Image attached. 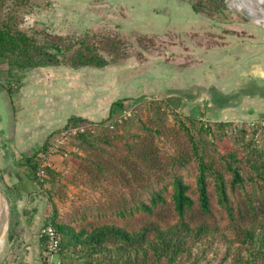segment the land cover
<instances>
[{
  "label": "rangeland",
  "instance_id": "1",
  "mask_svg": "<svg viewBox=\"0 0 264 264\" xmlns=\"http://www.w3.org/2000/svg\"><path fill=\"white\" fill-rule=\"evenodd\" d=\"M18 3L17 8L13 0H0V26L12 15L19 29L45 46L60 64L71 66L79 53L87 52L100 55L108 62L106 66L112 67L109 70L111 95H103L94 103L83 99L86 95L80 92V96L64 102L62 113L98 119L99 106L106 107L109 99L114 102L119 98L115 101H124L125 107L113 115L107 126L113 129L116 120L126 118L133 119L134 125L121 132L125 134L126 131L124 138H117L110 145L99 142L89 151L76 140L79 133L53 152L41 151L46 142L37 145L35 150L32 148L36 145H30L29 150L20 152L13 145H6L4 137L13 118L5 111L6 96L10 97L6 90L11 89L13 94L19 92L29 70H13L0 61V92L4 93L0 96L4 104V108L0 104V141L5 143L0 145V189L10 207L6 251L0 264H37L43 259L41 230L51 220L70 225L77 231L114 224L133 232L151 223L163 227L174 224L171 199L175 177H181L190 186V194L198 202L197 162L192 144L181 132L175 115L183 120L195 118L209 125L213 122L199 115L203 113L204 102L188 104L180 96L172 95L170 90L185 87L188 68L193 70L204 63L217 68L226 66L230 60L245 63L250 58L245 53L247 50H253L254 54L263 52L264 29L231 11L226 0H23ZM228 5L242 11L233 0H228ZM249 15L264 26L262 17ZM195 75L191 79L196 83L198 77L205 76L201 70ZM24 92L28 98H14L12 112L17 119V130L29 127L42 132L46 126L51 128L52 123L62 124L61 117L65 116L58 112L52 114L41 98H32L29 88ZM148 102L162 103L163 113L152 110L156 108L149 107ZM103 113L104 119H108V114ZM41 125H45L44 129ZM94 125L95 135H99L101 130L96 123ZM80 126L83 125L66 124L48 137L49 147L57 143L64 131ZM146 128L154 133L155 165L133 158L128 149L130 145H127L136 140L135 135L145 134L142 129ZM225 130L220 134L212 125L215 144L207 145L209 158L217 163L221 155L244 147V142L237 140L238 129L231 126ZM25 146L16 145L18 149ZM8 152L12 153V169L23 174L22 187L17 186L20 190L12 189V181L5 180L3 172L7 169ZM36 152H40V160L47 159L56 173L54 180L44 186L23 159ZM99 158L104 163L103 172L89 168L90 162L97 163ZM223 172L229 180L228 172L224 169ZM209 182L214 207L221 209L217 204L214 178L210 177ZM153 192H160L168 203L149 215L139 208L141 203L149 204ZM19 201L23 203L21 208ZM214 212L221 222L220 232L192 245L193 255L177 264H237L239 256L245 257V248L236 232L226 230L220 213L216 209ZM0 213L5 215L3 209ZM26 224L34 228L32 239L31 234L25 236L22 226Z\"/></svg>",
  "mask_w": 264,
  "mask_h": 264
},
{
  "label": "trees",
  "instance_id": "2",
  "mask_svg": "<svg viewBox=\"0 0 264 264\" xmlns=\"http://www.w3.org/2000/svg\"><path fill=\"white\" fill-rule=\"evenodd\" d=\"M16 7L20 5L17 0ZM0 61L5 62L13 70H30L39 66L60 64L57 57L49 50L37 43L36 40L19 29L12 15L3 20L0 26ZM71 67L86 66L105 67L106 59L98 54L84 52L71 61ZM6 92L12 96L11 89ZM152 110L162 114L164 105L157 102H148ZM124 101L112 105L110 118L96 124L101 130L95 135L92 124L80 118H72L71 125H92V130L79 134L76 140L80 146L89 151L97 143L112 144L115 139L124 138L121 133L134 125L133 119L126 118L120 122L116 120L113 129L107 126L113 115L124 109ZM162 111V113H161ZM181 132L190 141L193 156L197 162L198 177L196 189L198 202L190 194V186L181 177L173 180L174 192L172 195L173 215L176 221L172 225L163 227L151 223L137 231H129L114 224L94 226L90 229L76 230L70 225H62L51 220L47 225L53 226L60 234V257L64 264H177L179 260L192 256V245L204 241L210 234H217L221 230V222L215 217L214 210L220 213L222 223L228 231H235L240 244L245 248V257L239 256L237 264H264V151L255 139L256 131L247 126L234 123H202L195 118L181 119L175 115ZM218 132L225 133L229 127L238 129L237 140L243 143L240 151H229L221 155L217 163L210 159L207 145L215 144L212 125ZM94 125V126H93ZM146 133L135 135L128 149L132 157L143 164L155 165L156 151L154 133L148 128L142 129ZM128 134H131L127 132ZM156 133V132H155ZM240 135V137H239ZM245 135V136H244ZM53 136V135H52ZM51 136V137H52ZM249 138L247 139V137ZM216 137V136H215ZM50 145L49 139L43 145L42 152ZM40 152L32 157H23L31 172L36 176L40 168ZM75 162V158H74ZM103 160L97 163L90 162L89 168L103 172ZM223 169L228 172L227 180ZM56 173L50 164L46 166V178L40 182L41 186L54 180ZM210 177L214 178L215 192L217 193V209L213 204L210 190ZM167 199L160 192H153L149 204L141 203L139 210L154 215L160 206H166ZM164 221V218H162ZM45 225V226H47ZM43 257L46 252V241L41 237Z\"/></svg>",
  "mask_w": 264,
  "mask_h": 264
},
{
  "label": "crops",
  "instance_id": "3",
  "mask_svg": "<svg viewBox=\"0 0 264 264\" xmlns=\"http://www.w3.org/2000/svg\"><path fill=\"white\" fill-rule=\"evenodd\" d=\"M245 53L250 56L245 63H237V61L233 62L230 60L227 61L228 64L226 66H218L217 68H211L212 66L207 63L193 70L188 68L186 70V75H188L185 76L187 80H185L186 78L183 79L186 81L185 87L182 89H171L172 95L180 96L188 104L204 102L202 106L203 113L199 114L198 110L194 108L195 105H193V108L198 112L197 116L198 114L204 115L206 121L213 123L225 122L237 125L241 122L246 123L251 120L264 118V51L254 54L253 50H247ZM110 68L112 67L105 66L99 68L86 66L73 68L64 64H57L30 69L28 72L29 76L22 82L20 91L12 94V96L9 95V98L5 94L7 98L5 100L7 103L5 111L6 113H11L13 117L9 124H6L9 127L4 136L7 140L6 145H13L14 149L20 152L21 150H29L30 145H36L32 148L35 150L37 145L46 142L50 135L58 133L72 118H80L96 124L108 120L112 105L118 102L115 100L119 98L115 99L114 102L109 99L106 107H101L100 105L96 114L99 117L98 119L86 118L83 114L67 116L62 111L64 110V102L72 101L74 96H80V92L86 95L83 99H88L94 103L99 102L103 95H111L112 92L109 90L111 86L109 80V76L111 75ZM197 70H201V73L204 72L205 76L198 77L199 80L196 83V81H192L191 79L195 77L191 76H194ZM28 88L30 89L29 93L30 95L32 94V98H41L44 104L47 105V108L52 111V114L58 112L65 116V118L61 117L63 119L61 122L62 126L60 123H52L51 128H49L50 125L46 127L45 125H41L43 129L45 127V130H42V132L30 130L28 129L29 127L24 131L17 130V119L13 115L14 112H12L15 110L14 98H28L29 96H26L24 92ZM0 93V96H4L3 92ZM0 104L4 108V104L2 102ZM103 112L108 114V119H104ZM0 139L2 140V138ZM0 145H5V143L0 141ZM16 145L26 146L18 149ZM8 153L7 169L3 172L5 180L12 181V189L20 190L24 182L22 178L23 174L12 169V153ZM18 184L20 188L17 187ZM22 205V201H19V208ZM2 209L4 214L6 213L4 226L6 230L5 234H7L8 209L5 203L2 205ZM22 227L26 230L25 236L31 234L30 238L32 239L34 228L28 224ZM41 261L42 259L40 258L37 264H41Z\"/></svg>",
  "mask_w": 264,
  "mask_h": 264
},
{
  "label": "built area",
  "instance_id": "4",
  "mask_svg": "<svg viewBox=\"0 0 264 264\" xmlns=\"http://www.w3.org/2000/svg\"><path fill=\"white\" fill-rule=\"evenodd\" d=\"M120 121V120H118ZM239 126H247L248 128L255 130L256 135L255 139L258 144H260L264 151V118L251 120L246 123H239ZM89 127L90 130L92 128L89 125H83L80 127H74L70 130L64 131L61 137L57 140L56 144H53V147L48 148V152H53L56 148H60L61 146L68 142L69 138L72 136H76L79 133H85L86 129ZM45 158V157H43ZM48 165L47 159L40 160V168L37 174L38 180L43 182L46 178V166ZM41 237H43L46 241V252L41 261V264H62V260L60 257V234L58 231L51 225L44 226L41 230Z\"/></svg>",
  "mask_w": 264,
  "mask_h": 264
},
{
  "label": "bare ground",
  "instance_id": "5",
  "mask_svg": "<svg viewBox=\"0 0 264 264\" xmlns=\"http://www.w3.org/2000/svg\"><path fill=\"white\" fill-rule=\"evenodd\" d=\"M233 2L245 13L254 14L256 17L264 19V0H233ZM5 219L6 213L5 216L0 213V221L3 224L2 227L0 226V260L6 251Z\"/></svg>",
  "mask_w": 264,
  "mask_h": 264
},
{
  "label": "water",
  "instance_id": "6",
  "mask_svg": "<svg viewBox=\"0 0 264 264\" xmlns=\"http://www.w3.org/2000/svg\"><path fill=\"white\" fill-rule=\"evenodd\" d=\"M226 5L227 7L233 11V12H236L240 15H242L243 17H245L247 20H249L250 22L252 23H255L256 25L262 27L264 29V26L260 25L258 23V20L256 18H254L252 15H249L247 13H244L242 11H239L237 9H234V8H231L229 5H228V0H226ZM5 203V205L8 207V217H7V221H8V227H9V222H10V207H9V203H8V200L6 199V196L4 195V192L0 189V209L2 207V205ZM8 230V229H7Z\"/></svg>",
  "mask_w": 264,
  "mask_h": 264
}]
</instances>
